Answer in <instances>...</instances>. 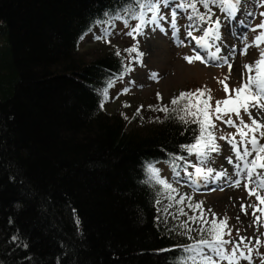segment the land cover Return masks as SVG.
Instances as JSON below:
<instances>
[{
    "label": "trees",
    "instance_id": "trees-1",
    "mask_svg": "<svg viewBox=\"0 0 264 264\" xmlns=\"http://www.w3.org/2000/svg\"><path fill=\"white\" fill-rule=\"evenodd\" d=\"M129 2L0 0V264H173L188 244L156 224L162 186L141 181L149 163L186 164L198 125L129 128L98 95L125 57L78 53Z\"/></svg>",
    "mask_w": 264,
    "mask_h": 264
},
{
    "label": "snow or ice",
    "instance_id": "snow-or-ice-1",
    "mask_svg": "<svg viewBox=\"0 0 264 264\" xmlns=\"http://www.w3.org/2000/svg\"><path fill=\"white\" fill-rule=\"evenodd\" d=\"M170 2L171 0H130L114 15L105 12L104 16L109 17V19L106 21L97 19L94 24H107L109 27H105L102 35L95 36V39L108 42L107 36L111 34L109 28L114 26V21L123 20L124 26L127 28L129 27V20H135L137 23L131 27V31H128L127 35L136 40L137 36L144 34L146 25L154 24L159 27V21L165 19L162 15V8H168ZM243 2L244 0H176V8L189 13L186 18L190 23L185 35L190 42H194L193 47L196 50L194 56H185L184 59L189 64L194 61L207 64L211 61L217 66L227 65L229 75L225 76L224 80L218 81V83L223 85V91L226 94L229 93L230 89L225 81L231 75L232 64L229 63V56L220 55L223 41L221 30L225 21L231 22L236 19ZM261 2L264 4V0H261ZM197 5H200L205 11L201 12ZM213 8L219 9L223 19L219 16L215 20L212 19L215 15ZM247 15L254 17L255 13L248 12ZM170 16L172 38L174 42L178 41L180 45H183L184 40L180 39L175 8L170 11ZM260 16L264 18V12H261ZM240 23L243 24L244 21ZM249 28L255 35L250 44L245 43L241 54L246 55L249 48L255 47L258 49V59L253 64L243 65L240 86L231 89L232 94L227 95L223 100H218L214 108L210 103L212 99L211 89L207 91L196 89L195 91L181 92L178 97L171 100L170 103L173 106L171 109L168 106L149 107L153 111L165 113L166 118H172L185 125L189 123L198 125V134L195 137V142L190 145H181V148L187 151L189 155L195 154L201 165L195 167V179L192 178L193 174H189L190 181L196 184L198 181L227 180L232 187L243 186L249 197L254 196L259 203L248 204L247 206L242 204L240 205L241 211L248 215L247 209H252L253 225L264 227V220H262L264 218V207H262L264 206V196L261 195V192H264V143H261V140H264V121L257 119L253 112L255 109L260 115H264V48L261 47V45H264V19H261V23L255 27L249 26ZM194 32H198L200 35H194ZM83 38L81 36V39ZM243 39L246 42L247 36L245 35ZM124 51L129 54V66L118 77L120 80H123L125 73L134 71L131 67L133 62L142 64L144 56V53L139 50L138 43L132 47L125 48ZM133 53H135V57H132ZM115 55L120 57L121 52L117 50ZM244 71L248 73L246 79L244 78ZM156 76L157 74L153 73L150 78L155 79ZM130 83L135 82L131 81ZM114 84L115 80H109L107 86L99 90L100 110H103L105 104L109 101L108 90ZM129 91V88H125L120 94L126 95ZM157 99H161L159 93H157ZM124 107L127 108L130 105L125 104ZM121 115L123 116L124 114L121 113ZM136 115H140L139 108L136 111ZM233 115L235 119H233ZM245 116L248 118L247 121L244 118ZM124 118L126 120L129 119L127 116H124ZM213 118L236 130L235 133H229L227 136L221 135L219 139L227 141L235 159L240 162L235 166L233 175L235 177L243 175L247 181L243 185L239 178L230 180L226 171H215L214 173V169L207 166L211 160V154L220 151V146L216 142L217 136L214 132L217 125L214 123ZM237 136H239V140H237ZM250 157L251 159H249ZM174 159L180 158L174 157ZM231 162L232 158L229 157V163ZM145 175L147 178L141 181L142 184H146L149 187L162 186L163 190L168 193L167 199L170 201L176 200L171 195L176 189L161 178L160 170L154 164H147ZM156 191L159 193V189H156ZM155 202L160 203V200L157 199ZM176 203L183 205L185 204V199L176 200ZM171 207H173L172 204L165 205L163 211H167ZM187 207L194 215L188 216V212L183 207L179 209L178 214L188 217L192 224L200 223L198 232L201 238L196 240L189 237L192 242L178 246L180 255L174 258L173 264H222V262H226V264H241V261H247L248 264H252L253 238L240 236L239 230H237L238 240L235 238L224 239L225 236H232V229L228 225L226 217L218 221L216 214L211 209H207L208 212L212 213V219L209 220L205 216V209L201 203L192 204L189 201ZM157 211L160 212L161 210L158 209ZM73 213H75V209H73ZM195 213H198V215ZM257 213H260V215H257ZM239 219V216H237V220ZM74 222L79 231V219L76 218ZM9 223H11V219ZM181 227L188 233L193 231L188 226V223L182 224ZM17 239V236L12 237L13 241ZM261 243L258 237L255 238V245H260ZM24 247H27V245H24ZM262 264H264V256H262Z\"/></svg>",
    "mask_w": 264,
    "mask_h": 264
},
{
    "label": "rangeland",
    "instance_id": "rangeland-1",
    "mask_svg": "<svg viewBox=\"0 0 264 264\" xmlns=\"http://www.w3.org/2000/svg\"><path fill=\"white\" fill-rule=\"evenodd\" d=\"M197 7L200 8L201 12L205 11L201 6L198 5ZM174 8L177 11V26L179 28L180 39L184 40L183 45H180L178 41L174 42L172 38L170 11ZM213 12L215 13L212 17L213 20L218 16L223 19L219 9L213 8ZM248 12L255 13V16H248ZM261 12H264V4H262L261 0H244L241 10L237 14L236 19L233 20L232 25H230L231 22L229 21L224 22L221 30L223 35V50L224 48L234 49L231 52L235 56L231 75L225 81L230 89L228 94L223 91V85L218 83V81L224 80L225 76L229 75L227 65L217 66L212 62L205 64L199 61H194L192 64H189L184 59L185 56H194L195 52H193L192 46L186 42L187 37L185 32L190 23L186 17L189 13L176 8V0H171L168 8H162V15L165 19L159 21V27L154 24L146 25L144 34L137 36L136 40L128 36L127 32L131 31V27L137 22L129 24V27L126 28L119 21H114V26L109 28L111 34L107 36L108 42L95 39V36H100L103 33L96 32L94 35L80 42L78 45V53L88 58L94 55V53L100 52V50H119L125 57L126 64L129 66V54L124 49L138 43L139 50L144 53L142 64L133 62L131 67L134 71L125 73L123 80L118 79L115 81L114 86L108 90L110 99L105 104L104 110L112 115H121L123 113L124 115H121V117L124 118V116H127L129 118L128 120L124 118L129 128H132V126L145 127L158 123L163 113L153 111L149 106H168L172 108L171 100L178 97L181 92L195 91L196 89L207 91L211 89L212 99L210 103L213 108L218 100H223L227 95L232 94L231 89L240 86L243 65L253 64L258 59V49L255 47L249 48L246 55L241 54V50L245 47V43H251L255 35V33L250 31L249 26L255 27L261 23V19H264L260 16ZM241 21H244V23L241 24ZM196 33L198 32H195L194 35H200V33ZM245 35L247 36L246 42L243 39ZM261 47L264 48V45H261ZM132 57H135V53L132 54ZM153 73L157 74L155 79L150 78ZM247 75L248 73L244 71L245 79ZM131 81L135 83H130ZM125 88H129L130 91L126 95H121L120 93ZM157 93L160 94V100L157 99ZM125 104L130 105V107H124ZM138 108L140 109L139 116L136 115ZM254 111L257 110L254 109ZM262 116L259 120L264 121V115ZM244 118L247 121V116ZM233 119H235L234 115ZM213 121L217 125L214 132L217 136L216 142L220 146V151L211 154V160L207 166L213 168L214 173L215 171H226L229 174L230 180H234L233 172L235 167L233 161L236 159L227 141L221 140L219 137L221 135L227 136L229 133H235L236 130L229 128L220 120H215V118H213ZM236 138L239 140V136ZM261 143H264V140H261ZM229 157L232 158L231 163H229ZM154 166L160 170L161 178L176 189L171 195L176 200L181 198L185 199V204H177L176 200L170 201L167 199L168 193L164 192L159 198L160 203L155 204V220L157 225L165 228L173 237L185 243L192 242L189 240V237L198 240L201 238L198 232L200 223L192 224L188 220V217L181 216L178 212L183 207L188 212V216H192L194 213L188 209L187 203L189 201L192 204L201 203L205 209V216L209 220L212 219V213L208 212L207 209H211L216 214L218 221L225 217L227 218L228 225L232 229V236H225L224 239L235 238L238 240L239 237L236 235L237 230H239L240 236L253 238L252 264H262V256H264V235L262 233H264V227L253 225L252 209H247L248 213L250 211L248 215H245L241 211L240 205L242 203L240 199L249 196L246 195L248 192L243 186L239 187L238 191L236 189L233 194L230 182L227 180L198 181L196 184H193L189 179V174H193L192 178L195 179V167L201 166L195 154H188L186 164H183L181 168L176 170H172L169 165L163 163H156ZM240 180L242 185L247 182L243 175L240 176ZM252 198L250 203L256 204V198L254 196ZM168 204H172L173 207L168 208L167 211H163L164 206ZM158 209L161 211L158 212ZM195 214L198 215V213ZM237 216H239V220H237ZM184 223H188V226L193 231L190 233L186 232L181 227ZM257 237L262 242L260 245H255V238ZM245 251L247 250L245 249ZM222 264H226V262H222ZM241 264H248V262L241 261Z\"/></svg>",
    "mask_w": 264,
    "mask_h": 264
},
{
    "label": "bare ground",
    "instance_id": "bare-ground-1",
    "mask_svg": "<svg viewBox=\"0 0 264 264\" xmlns=\"http://www.w3.org/2000/svg\"><path fill=\"white\" fill-rule=\"evenodd\" d=\"M232 23H233V21H231V23H230V25H232ZM195 33V32H194ZM196 34H198V33H196ZM237 34V33H236ZM226 39V38H225ZM186 42H188L191 46H192V48H193V52H196V50L194 49V47H193V45H194V42H190V40H189V38H187V40H186ZM228 44V43H227ZM223 47H224V45H222L221 44V48H222V51H221V53H220V55H222V56H229L230 57V59H229V63H231L232 65L234 64V55H233V53L231 52V48H224V50H223ZM209 62H211V61H209ZM254 114L255 115H257V119H260L261 117H263L262 115H260L259 114V112H257V111H254ZM240 162L239 161H237V160H235V161H233V165H234V167L237 165V164H239ZM232 165V166H233ZM233 169V168H232ZM237 178H239L240 179V177H235L234 176V180L235 179H237ZM225 182V181H224ZM226 184H228V183H226ZM199 186V185H198ZM200 187V186H199ZM232 187V186H231ZM237 189V191L239 190V187H232L231 188V190H232V193L234 194V191ZM240 195V194H239ZM246 195H248V193L246 194ZM261 195L262 196H264V192H261ZM240 199V198H239ZM252 197H247V198H242V199H240V202L242 203V204H244V205H247V204H251L250 203V201H252ZM254 202V201H253ZM255 203L256 204H258L259 202L257 201V200H255ZM262 207H264V206H262ZM249 213H250V211H249ZM257 215H260L259 213H257ZM246 219H248L247 217H245ZM242 222H244V221H242Z\"/></svg>",
    "mask_w": 264,
    "mask_h": 264
}]
</instances>
